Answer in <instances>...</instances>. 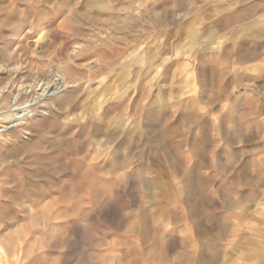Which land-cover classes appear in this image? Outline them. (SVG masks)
<instances>
[{
    "label": "clouds",
    "instance_id": "1",
    "mask_svg": "<svg viewBox=\"0 0 264 264\" xmlns=\"http://www.w3.org/2000/svg\"><path fill=\"white\" fill-rule=\"evenodd\" d=\"M0 264H264V0H0Z\"/></svg>",
    "mask_w": 264,
    "mask_h": 264
}]
</instances>
